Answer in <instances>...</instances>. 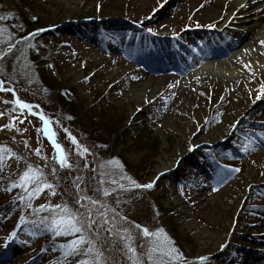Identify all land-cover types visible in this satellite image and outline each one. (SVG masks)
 <instances>
[{"label": "rangeland", "instance_id": "1", "mask_svg": "<svg viewBox=\"0 0 264 264\" xmlns=\"http://www.w3.org/2000/svg\"><path fill=\"white\" fill-rule=\"evenodd\" d=\"M216 2L0 0V264H264V70Z\"/></svg>", "mask_w": 264, "mask_h": 264}, {"label": "snow or ice", "instance_id": "2", "mask_svg": "<svg viewBox=\"0 0 264 264\" xmlns=\"http://www.w3.org/2000/svg\"><path fill=\"white\" fill-rule=\"evenodd\" d=\"M0 19H3V17H0ZM149 31H151V29H149ZM0 91H13L12 89H5L3 87V82H0ZM7 103V101H6ZM14 103L21 109H27V110H31V105H29L26 102H23L21 100H19V98H17ZM0 115H3V113H0ZM41 120L44 121V132L45 135L48 137V139L52 142L53 146L56 148L57 150V156L55 157L56 159L59 160V162L61 163V165L63 166L66 163V157L63 154V149L61 148V146L59 144L56 143L55 141V133L53 131H51L50 127H49V121H47L44 116L41 114L40 116ZM72 142L74 144L77 143V141L75 140L74 137H72ZM10 150L7 148H0V163L3 162L4 156L2 155L3 153H8ZM86 151V149H85ZM37 155H39V150H37ZM232 171H240V169H233ZM42 173L39 172L38 169H33L31 167L28 168L27 171H25V173L23 174V176L20 179V183L18 185H13V187H23L26 184L27 185H34V187L32 188V195H38L39 193L43 192L44 189H51L53 186L51 184H47L46 182H44L41 177H42ZM131 183L135 184V181H131ZM137 187H143L146 189H152L154 187L153 183H149L146 185H136ZM27 190V189H26ZM53 195H55V192H52ZM104 195H109V193L107 191H105ZM93 203H96L95 201H93ZM43 208V206H41ZM57 207H60L59 205ZM62 212L64 213V216L61 217L60 220H54L53 224L57 226V228H59L61 225H63V231L65 233H81L82 231L85 230V227H91L92 224H94V221H90V223L85 226L84 224H82L77 217L73 216L70 212V210L65 206L62 209ZM88 219L90 220V217H88ZM139 227V226H137ZM162 232V230H161ZM57 234L59 235L60 232L57 231ZM12 235H15V233H13ZM143 235L144 236H149L152 235L149 230L147 228L143 229ZM157 237L159 238V233L156 234ZM165 246H167V244L171 243L170 241H167V238L165 237ZM85 243H89L90 241H87L83 236L79 237L77 240L72 242L71 245V249L72 252L77 253L79 251V246ZM89 251H91V248H89ZM129 251H133L134 249L129 248ZM176 249L173 248H169L168 249V254L171 255L173 253H176ZM149 258H151V253H149ZM202 261L206 259V257H201L200 258ZM82 264H87V262H82Z\"/></svg>", "mask_w": 264, "mask_h": 264}, {"label": "bare ground", "instance_id": "3", "mask_svg": "<svg viewBox=\"0 0 264 264\" xmlns=\"http://www.w3.org/2000/svg\"><path fill=\"white\" fill-rule=\"evenodd\" d=\"M261 1L262 0H217L213 5L210 17L212 18L214 13L220 10V8H226L231 11L230 18L236 19L237 21L239 20L240 24L246 25L247 29L255 34L253 37V53L251 51V59L249 61L257 64L260 69L264 70V16L263 14H258L257 10L259 9L257 5ZM252 8L254 10H251ZM257 14L258 16H256ZM230 61L229 63H231ZM221 64L220 62L212 61L203 66L196 75L206 74L212 76L215 81L224 80V77L226 78L229 74L224 71L225 69H221ZM229 70L230 72H236L239 68L234 66Z\"/></svg>", "mask_w": 264, "mask_h": 264}, {"label": "trees", "instance_id": "4", "mask_svg": "<svg viewBox=\"0 0 264 264\" xmlns=\"http://www.w3.org/2000/svg\"><path fill=\"white\" fill-rule=\"evenodd\" d=\"M33 27V26H32ZM46 80V82H47V79H45ZM116 124H114V126H115ZM110 126V125H109ZM114 126H110V127H114ZM112 133L113 132H110L109 133V136H111L112 135ZM111 139V138H110ZM249 141V140H248ZM151 145H155V143H152ZM245 145H248L247 143H245ZM155 147H157V146H155Z\"/></svg>", "mask_w": 264, "mask_h": 264}]
</instances>
